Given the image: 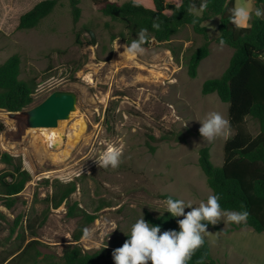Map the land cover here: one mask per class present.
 <instances>
[{"label": "rangeland", "instance_id": "rangeland-1", "mask_svg": "<svg viewBox=\"0 0 264 264\" xmlns=\"http://www.w3.org/2000/svg\"><path fill=\"white\" fill-rule=\"evenodd\" d=\"M39 1L0 0V64L13 54L20 55L21 76L37 84L30 107L56 89L76 91L78 102L68 119L52 127L63 131L60 144L46 141L42 130L24 127L0 109V120L7 126L0 134V154L7 151L20 156L32 175L16 204L1 206L5 217L0 218V260L32 239L30 229L25 231L26 241L18 236L28 222H36L41 252L59 257L72 243L85 250L116 248L139 219L151 227L148 214L156 217L169 210L164 195L185 201L180 221L201 203L206 205L212 189L199 165V149L208 146L214 164L221 165L225 142L233 133L230 130L227 137L217 134L210 140L200 132L211 111L228 119V104L217 93H202L204 81L220 76L234 51L216 40L218 17L204 22L210 54L201 62L197 76L191 77L187 56L205 41L191 26L168 42L152 40L141 46L143 53L131 56L123 40L110 41L106 23L111 22L116 32L122 25L104 15L93 0H79V21L74 19L72 0H59L39 26L18 29L20 16ZM138 1L149 7L148 0ZM255 1L235 0V4L255 9ZM109 54V59H100ZM247 126L258 132L259 125L252 119ZM109 145L122 149L116 168L111 162L107 167L100 163ZM4 168L6 164L0 162V171ZM46 180L74 181L77 190L67 203L48 211L41 225L47 207L44 199L53 192ZM75 202L98 216L84 227L89 236L83 233L79 241L74 240V233L82 224L81 217L67 214ZM220 212L214 226L204 225L200 233L213 258L221 264H260L264 254L252 250L264 245V232L250 233L254 229L248 226L235 228L243 222L228 221L227 213L235 211ZM19 214L22 225L11 235Z\"/></svg>", "mask_w": 264, "mask_h": 264}, {"label": "trees", "instance_id": "trees-1", "mask_svg": "<svg viewBox=\"0 0 264 264\" xmlns=\"http://www.w3.org/2000/svg\"><path fill=\"white\" fill-rule=\"evenodd\" d=\"M93 1L104 15L122 25V29L116 32L111 22L106 23L110 29V41L120 38L130 46L133 41L139 40L141 31H144L145 42L141 46H148L152 40L168 42L188 26L204 36L203 44L191 50L187 56L191 77L197 76L201 62L210 54L209 32L204 22L218 17L219 35L216 40L221 43L223 39V44L229 45L234 51L227 69L220 76L204 81L202 93H217L228 104V120L233 133L225 142L221 165L214 164L208 146L199 149V165L212 189V196L218 197L220 210H246L249 213L247 219L235 228L248 226L256 232H264V60L260 59L264 56V0L255 1V9H259L261 15L256 17L253 12L247 27H237L231 19L236 7L235 0H152L153 3L148 0L149 7L142 3L144 1L138 0H126L122 3L111 0ZM58 3L59 0L39 1L20 16L18 29L28 30L39 26L44 18L53 13ZM72 5L74 19L79 21L82 12L79 0H72ZM154 25H159V28ZM110 57L111 54L100 59ZM21 75L20 55L13 54L0 64V109L16 112L29 108L35 102V79H26ZM248 119L258 123L256 134L248 128ZM6 128L5 123L0 120V134ZM0 162L6 164V168L0 171V218H3L5 214L1 206L12 208L32 175L24 168L20 156L5 151L0 154ZM46 182L48 185L52 184L53 192L44 199L47 207L43 212L41 225L45 222L48 211L67 203L77 190V183L74 181ZM164 196L176 201L175 197ZM67 214L81 217L82 224L74 233L75 241L81 239L85 225L98 217L87 212L78 202L68 206ZM148 219L152 226H159L158 236L166 231H181L179 216H174L169 210L156 217L148 214ZM22 222L23 215L19 214L14 220L11 235H14ZM35 223L28 222L23 232L18 234L24 242L25 231L30 229L32 239L24 247L21 244L18 249L1 259L0 264H117L116 249L122 247L131 236V231L126 233L122 244L115 246L116 248L104 246L96 250H85L79 243L68 244L58 257L41 252ZM199 223L214 226L208 219H201ZM145 262L153 264L151 259ZM185 264L221 263L213 258L209 243L204 239V243L190 254Z\"/></svg>", "mask_w": 264, "mask_h": 264}, {"label": "clouds", "instance_id": "clouds-1", "mask_svg": "<svg viewBox=\"0 0 264 264\" xmlns=\"http://www.w3.org/2000/svg\"><path fill=\"white\" fill-rule=\"evenodd\" d=\"M234 15L231 19L237 27H247L252 19L253 12L256 17L261 15L259 9H254L250 5L236 6L233 9ZM159 28V25H154ZM146 31V29H145ZM145 42L144 31H141L139 40L133 41L128 47V53L131 56L143 53L141 45ZM223 39L221 44H223ZM260 59L264 60V56ZM230 121L217 112L207 113V118L203 120L200 132L210 140L214 135L221 134L227 137L230 134ZM122 149L109 145L101 155L100 163L107 167L111 162L113 168L119 163V157ZM217 196H209L207 204L201 203L199 208H195L186 214L185 219L179 221L181 231H166L162 235H157L159 226H149L143 219H139L132 225L131 236L122 247L116 249L115 260L117 264H142L149 259L153 264H185V260L198 247L204 243L201 232H204V225L199 223L201 219H208L215 223V218L221 215ZM190 203V202H189ZM185 205L184 200L167 201L169 211L175 216L183 213ZM249 213L228 212L227 219L231 222L239 223L245 221ZM84 235L89 236V230L85 228Z\"/></svg>", "mask_w": 264, "mask_h": 264}, {"label": "water", "instance_id": "water-1", "mask_svg": "<svg viewBox=\"0 0 264 264\" xmlns=\"http://www.w3.org/2000/svg\"><path fill=\"white\" fill-rule=\"evenodd\" d=\"M91 41L96 44V37L89 30ZM78 94L71 89H56L43 101L21 111H6L7 115L28 128L56 127L60 120L68 119L76 109Z\"/></svg>", "mask_w": 264, "mask_h": 264}, {"label": "bare ground", "instance_id": "bare-ground-1", "mask_svg": "<svg viewBox=\"0 0 264 264\" xmlns=\"http://www.w3.org/2000/svg\"><path fill=\"white\" fill-rule=\"evenodd\" d=\"M34 129H40L43 131V135L46 138V141L52 143V144H60L61 138L63 136V131L58 128H52V127H42V128H33ZM42 135V134H41Z\"/></svg>", "mask_w": 264, "mask_h": 264}, {"label": "crops", "instance_id": "crops-1", "mask_svg": "<svg viewBox=\"0 0 264 264\" xmlns=\"http://www.w3.org/2000/svg\"><path fill=\"white\" fill-rule=\"evenodd\" d=\"M249 231H252V230H249ZM256 231H254L253 230V232H250V233H255ZM243 251H246L247 252V250L244 248V250ZM250 251V250H249ZM248 251V252H249ZM252 251H254V252H257V253H260L261 254V256L264 254V245L263 246H259V248H254ZM241 256H242V258H243V260H245L246 259V255H244V254H241ZM258 263H260V264H264V260H259V262Z\"/></svg>", "mask_w": 264, "mask_h": 264}]
</instances>
